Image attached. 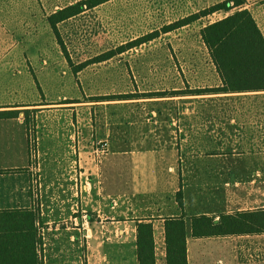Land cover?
Listing matches in <instances>:
<instances>
[{"label": "crops", "instance_id": "crops-1", "mask_svg": "<svg viewBox=\"0 0 264 264\" xmlns=\"http://www.w3.org/2000/svg\"><path fill=\"white\" fill-rule=\"evenodd\" d=\"M78 1L0 0V112H16L12 117L0 118V210L27 209L35 213L36 263L139 264L137 225L151 221L156 264H167L164 220L181 215L176 210V196L180 192L185 203L188 264H264V233L201 239L194 238L192 234L191 219L194 216L206 215L219 220L222 214L264 209V195L257 191L260 188L255 187L256 192L250 194L248 191L254 182L245 180L247 173L258 170L257 164L264 159V154L255 151L264 143V108L228 107L232 95L255 94L260 99L264 98V90H217L223 87V83L210 53L212 68L206 77L205 87L190 85L188 90L174 89L169 95L157 96L154 100L164 103L169 100L173 107L172 112L162 113L158 121L149 122L147 119L149 113L156 114L154 104H149L151 108L138 120H133L134 114L130 113L131 119L126 125L117 121L110 124L108 118L105 124H101L95 115L99 127L92 125L89 135L109 138L110 149L105 155L99 182L94 183V179L91 182L85 176L81 181L86 183L85 189H91L93 183L102 186V178L106 180L110 172L113 180L108 192L104 187L101 191H94L98 199L94 204L89 196L88 203L85 199L83 201L99 214L102 211H120L129 217L107 219L105 224L112 228L106 229L108 235L103 233L102 222L92 224L88 230L91 250L87 251L86 224L79 217L72 218L73 195L64 178V174L67 176L74 170L76 159L69 161L63 158L64 153L60 149L65 146L73 153L69 146L72 134L69 127L74 126L76 118L81 127L83 119L75 116L72 109L60 106L70 97L69 89L71 92V89L82 88L80 79L92 71L73 72L74 64L50 21L57 11ZM189 1V6H192L194 0ZM223 1L226 0H201L194 13ZM144 3L141 0L142 11ZM129 8H125L126 12ZM242 8L250 11L264 36V0H246ZM239 9L234 7L229 12L224 11L223 18ZM63 21L56 24L58 34V25ZM207 25H202L199 31ZM116 71L120 76L121 70ZM73 77L79 86L70 87L69 79ZM60 89L66 91L61 92ZM57 92L61 93L53 96ZM106 96L110 95L85 94L82 98ZM54 98L56 101H49ZM61 99L64 101H59ZM177 99L178 103L175 102ZM59 108L70 109L72 123L64 126L67 127L62 130L64 133L54 132L52 136L58 143L49 148V143L43 142L42 132L55 130L44 123L41 115ZM131 128L136 130L132 132ZM198 131L204 132V140L196 138ZM63 134L67 135L66 140ZM34 137L36 152L33 150ZM262 149L264 151V147ZM38 161L42 170L41 193L45 196L40 203L36 194V165H33ZM149 169L157 172L149 177ZM149 178L155 181V185L161 181L165 187L168 186L165 190H156L157 195L170 197L169 201L158 205V210L164 211L161 215L131 212V205L144 200L155 190L149 186ZM91 191L85 195H90ZM156 222L164 227L157 238L154 233Z\"/></svg>", "mask_w": 264, "mask_h": 264}, {"label": "rangeland", "instance_id": "rangeland-1", "mask_svg": "<svg viewBox=\"0 0 264 264\" xmlns=\"http://www.w3.org/2000/svg\"><path fill=\"white\" fill-rule=\"evenodd\" d=\"M130 1L133 2L131 3ZM144 1L145 8L143 11L141 0H115L106 4L104 3V5L101 4L102 6L99 5L91 10H85L84 13L67 19L58 25L59 34L66 48L67 56L74 64V67L80 68L82 65L86 66L83 71L81 70L82 73L92 71L87 72L80 79V86L82 88L71 89V92L69 89L70 97L65 99V104L60 106L72 109L75 116L79 115L80 119H83L81 127H79L81 123H77V118L75 119L74 126L69 127L72 133L69 146L72 147L73 153L71 149L65 146L60 147V149L63 150V158H68L70 159L69 161H72L73 158L76 159L75 167H73L74 170L70 171L67 176L64 174V178L73 195L74 214L72 218L79 217L86 224V248L88 252L91 250L88 236L90 233L88 230L89 228L91 229L92 224L102 222L104 224L102 227L105 230L103 233L108 235L106 229L110 230L112 228L105 224L107 219H125L129 217V215H124L120 211L117 213L102 211L99 214L88 208L85 201H83L85 199L87 202V197L89 196L92 198V204H94V201H98L94 191H101L104 187L106 192H108L113 180L112 173L110 172L106 180L102 178V186L99 183L94 184L103 174L104 158L110 149L109 138H94L95 135L93 137L89 135V133L91 134L89 129L92 128V125L95 126L97 124L98 126L99 124L95 121V115L101 124H105V119L108 118L110 124L113 121H117L126 125L131 119L130 113H133L135 116H132L133 120H138L151 108L149 104H154L153 110L156 114L149 113L147 119H149V122L158 121L162 113L172 112L173 107L168 103L169 100H166V103L154 100L157 96L159 97V95L163 94L169 95L174 89L185 88V90H188L190 85L196 88L205 87L206 77L209 76L212 66L210 56L208 55L209 52L201 38L199 29L210 21L223 19L225 15L224 10H220L209 14L207 17H201L200 20L198 19V21L196 20L184 27L165 32L163 28L169 26L171 23L198 13H194V10L196 9L197 11L201 0H194L192 6H189V0L188 2L187 0ZM126 7H130L127 12ZM192 7L193 9H191ZM153 32H159V35L155 39L145 41V43L141 42L135 46H128L129 43L137 41ZM122 47L125 48L124 51L119 52ZM108 53H112V57L99 61L101 56ZM93 70L98 71L94 72ZM116 70H121V77ZM69 80L70 87L79 86V82L75 81L74 77ZM54 85L57 86L56 84ZM62 91L65 92L66 90L63 89ZM61 92L53 93V96H58ZM84 93L96 96H110L82 98L85 95ZM230 97L231 104L228 106L230 108L239 106L264 108V98L259 99L255 94H235ZM75 98H81V100H74ZM68 99L70 100L68 101ZM49 101H56V98L49 99ZM59 101L63 102L64 100L61 99ZM178 101L177 99L175 102L178 103ZM217 103L221 102L218 101ZM145 108L146 110H143ZM70 109L59 108L41 115L44 123L50 124L51 127L48 126L55 130L48 131L46 129L42 132L43 142L44 144L49 143V148L54 143H58L57 138L52 136L54 132L60 135L64 133L62 130L67 128L64 126L68 122L72 123L73 114ZM188 109L189 107H186V110ZM165 117L169 118V115ZM135 130L136 128H131L132 132ZM63 137L65 140L67 139V135L65 134H63ZM196 138L204 140L206 135L204 132L198 131ZM104 142L107 143L105 149L102 147ZM36 144V137H34L33 150L35 152ZM263 147L264 143L261 148H256L255 151L264 154ZM251 151H254V148ZM56 154L59 153L57 152ZM178 164H175V166ZM33 165H36L35 180L38 188L36 194L40 203L41 200L45 199L43 192L41 193L42 170L39 168V161ZM256 168L258 170L251 171L249 175L247 173L245 176L246 182H254V185H251L248 192L253 194V192H256L254 188L258 187L260 190L257 191H260L264 195V159L261 160V163L257 164ZM148 171L150 172L149 177H152L157 172V170L150 169ZM93 172H95V177ZM82 176L87 177L86 179H89L91 182L94 179V183L91 185L92 191L91 189L84 188L86 183L81 181ZM142 180L144 181L145 179L142 178ZM163 184L161 181H158L155 185V181L149 178V186L155 188V190L151 191L144 200H139L137 204L131 205V212L135 214L140 212L142 215L163 214V210H158V205L170 199L168 196L156 194V190L162 191L168 187H165ZM89 191H91V194L85 195ZM209 200L211 201L212 198H209ZM177 205L179 209L177 208L176 210L181 212L180 216L184 215V208L180 207L178 202ZM155 207L156 209H153ZM173 208H176V206ZM131 212L127 211L128 214ZM163 228L162 223L156 222L154 230L156 238L161 236ZM104 245L102 244V246Z\"/></svg>", "mask_w": 264, "mask_h": 264}, {"label": "trees", "instance_id": "trees-1", "mask_svg": "<svg viewBox=\"0 0 264 264\" xmlns=\"http://www.w3.org/2000/svg\"><path fill=\"white\" fill-rule=\"evenodd\" d=\"M110 0H80L57 11L50 17L59 42L62 43L56 24L81 14ZM246 0H226L163 28L165 32L184 27L214 12L231 11L233 14L215 21L201 30L203 42L219 73L223 87L219 91L264 90V36L252 14L242 8ZM153 32L128 46L155 39ZM125 48H120L119 52ZM112 53L101 56L99 61L112 57ZM73 65V64H72ZM71 65V66H72ZM86 66L75 68L73 72ZM16 112H0V118L12 117ZM177 202L183 207L182 194L177 193ZM35 213L27 210H0V264H37ZM194 238H215L264 233V209L222 214L219 220L212 216H194L191 219ZM165 242L167 264H188L186 244V221L184 216L166 218ZM137 254L139 264H156L153 223L142 221L137 225Z\"/></svg>", "mask_w": 264, "mask_h": 264}, {"label": "built area", "instance_id": "built-area-1", "mask_svg": "<svg viewBox=\"0 0 264 264\" xmlns=\"http://www.w3.org/2000/svg\"><path fill=\"white\" fill-rule=\"evenodd\" d=\"M106 146H107V143L104 142V143L102 144V147H104L103 149H105ZM86 241H87V240H86Z\"/></svg>", "mask_w": 264, "mask_h": 264}]
</instances>
